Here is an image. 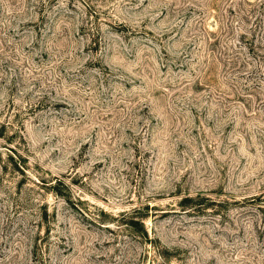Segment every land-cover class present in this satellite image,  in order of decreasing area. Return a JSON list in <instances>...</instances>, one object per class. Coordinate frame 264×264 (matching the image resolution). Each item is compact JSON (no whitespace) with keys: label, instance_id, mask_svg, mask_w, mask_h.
Instances as JSON below:
<instances>
[{"label":"rangeland","instance_id":"1","mask_svg":"<svg viewBox=\"0 0 264 264\" xmlns=\"http://www.w3.org/2000/svg\"><path fill=\"white\" fill-rule=\"evenodd\" d=\"M0 264H264V0H0Z\"/></svg>","mask_w":264,"mask_h":264},{"label":"trees","instance_id":"2","mask_svg":"<svg viewBox=\"0 0 264 264\" xmlns=\"http://www.w3.org/2000/svg\"><path fill=\"white\" fill-rule=\"evenodd\" d=\"M256 199V198H255ZM196 199L191 197V196H186L182 199L181 201V205L182 206H186L188 204H191L192 202H194ZM191 207V206H189ZM135 212L132 211L130 212L129 214H134ZM144 215H140V216H136V217H139V218H136L134 219L135 217L131 216V218L129 220H127V224H129L131 227H134L136 228L138 231H140L143 235H145V230L143 228V225L141 224V219ZM133 217V218H132Z\"/></svg>","mask_w":264,"mask_h":264}]
</instances>
